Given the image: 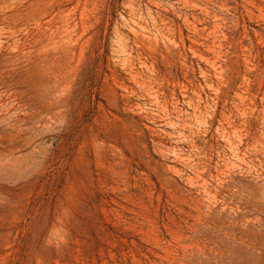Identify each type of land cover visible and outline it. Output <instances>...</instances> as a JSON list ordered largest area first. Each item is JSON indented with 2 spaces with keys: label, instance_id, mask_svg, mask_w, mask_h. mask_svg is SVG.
Returning a JSON list of instances; mask_svg holds the SVG:
<instances>
[{
  "label": "rangeland",
  "instance_id": "1",
  "mask_svg": "<svg viewBox=\"0 0 264 264\" xmlns=\"http://www.w3.org/2000/svg\"><path fill=\"white\" fill-rule=\"evenodd\" d=\"M0 264H264V0H0Z\"/></svg>",
  "mask_w": 264,
  "mask_h": 264
}]
</instances>
